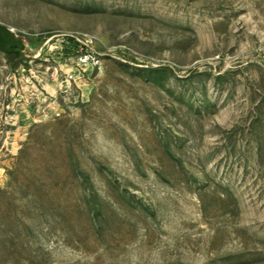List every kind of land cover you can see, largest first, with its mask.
<instances>
[{
    "label": "rangeland",
    "instance_id": "1",
    "mask_svg": "<svg viewBox=\"0 0 264 264\" xmlns=\"http://www.w3.org/2000/svg\"><path fill=\"white\" fill-rule=\"evenodd\" d=\"M0 22L23 54L0 51V264H264V0Z\"/></svg>",
    "mask_w": 264,
    "mask_h": 264
},
{
    "label": "water",
    "instance_id": "2",
    "mask_svg": "<svg viewBox=\"0 0 264 264\" xmlns=\"http://www.w3.org/2000/svg\"><path fill=\"white\" fill-rule=\"evenodd\" d=\"M21 47V39L15 36L7 25L0 22V51L10 53L18 51Z\"/></svg>",
    "mask_w": 264,
    "mask_h": 264
},
{
    "label": "trees",
    "instance_id": "3",
    "mask_svg": "<svg viewBox=\"0 0 264 264\" xmlns=\"http://www.w3.org/2000/svg\"><path fill=\"white\" fill-rule=\"evenodd\" d=\"M7 56H8L10 61H15V64L18 65L20 63L19 59H20V57H23V54L19 51H14V52L7 53ZM2 242H3V240H1V238H0V249H1L2 245L4 244Z\"/></svg>",
    "mask_w": 264,
    "mask_h": 264
},
{
    "label": "built area",
    "instance_id": "4",
    "mask_svg": "<svg viewBox=\"0 0 264 264\" xmlns=\"http://www.w3.org/2000/svg\"><path fill=\"white\" fill-rule=\"evenodd\" d=\"M89 60H90V56H89L88 54H83V55H81V57H80V62H79V64H80V65H86V64H88V62H90ZM73 77H74V76L71 75V78H73Z\"/></svg>",
    "mask_w": 264,
    "mask_h": 264
}]
</instances>
